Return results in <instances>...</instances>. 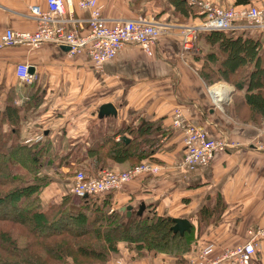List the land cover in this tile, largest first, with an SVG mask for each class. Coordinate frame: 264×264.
I'll return each mask as SVG.
<instances>
[{"label":"crops","instance_id":"obj_1","mask_svg":"<svg viewBox=\"0 0 264 264\" xmlns=\"http://www.w3.org/2000/svg\"><path fill=\"white\" fill-rule=\"evenodd\" d=\"M78 1L63 0L67 28L86 35L89 12L81 10ZM97 1L110 23L140 17L166 26L175 22L167 0ZM32 6L45 9L46 0H0V37L8 29L34 31L37 22L30 11ZM180 32L168 30L152 57L129 45L101 69L94 68L85 56L71 58L50 45L0 51V116L6 114L9 104L24 106V144H39L44 140L43 133L50 134V140L44 143L50 141L57 150L55 155L66 156L70 166L75 167L92 162L95 156L87 155L88 150L104 146L107 139L140 145L148 151L147 156L150 153L148 159H136L134 165L130 160H108L105 169L88 175L95 176L102 170L121 173L142 163L157 165L161 168L158 174L141 175L111 194L113 210L127 206L139 210L144 204L143 214L148 216L153 213L157 217L190 221V232L183 236L177 233L192 238L188 252H145L139 258L123 249L121 257L110 264H190L208 247L218 257L247 242L250 229L264 228V152L254 148L262 139L264 122L261 126L239 123L227 110L220 112L214 108L209 85L200 71L207 63L215 64L205 56L183 54ZM204 39L201 36L199 41L205 45ZM215 53L224 60L222 52ZM20 64L34 68L33 84L26 85L17 78ZM212 90L216 93L217 89ZM104 104H112L117 115L99 118ZM176 109L193 125L205 129L211 138H227L239 146L217 154L204 169H182L183 133L173 127L172 119ZM61 172L65 175L63 180L70 179L69 167H62ZM47 174L52 175L50 171ZM61 181L45 189V202L68 191L70 184H62L61 188ZM252 264H264V242Z\"/></svg>","mask_w":264,"mask_h":264},{"label":"trees","instance_id":"obj_2","mask_svg":"<svg viewBox=\"0 0 264 264\" xmlns=\"http://www.w3.org/2000/svg\"><path fill=\"white\" fill-rule=\"evenodd\" d=\"M167 1L173 21L190 24L199 21L186 0ZM213 1L233 8L261 3V0ZM204 36L206 45L217 47L224 60L217 53L207 55L215 65L203 66L200 71L203 80L207 85L227 82L233 88L228 114L239 123L261 126L264 122L262 34L239 31ZM24 114V106L9 104L6 114L0 116V264H110L121 257L123 249L139 258L145 252L166 255L189 251L192 238L174 233V223L169 218L153 213L139 215V210H132L128 218L126 212L113 210L114 192L99 196L104 197L102 202L93 197L80 199L69 191L59 202H45L42 199L45 189L65 178L62 167L70 168L68 177L78 170L88 175L99 168L105 169L108 160H130L134 165V160L148 159L150 153L147 156L148 151L140 145H125L122 140L115 142L110 138L104 146L88 150L87 155L95 158L87 166H70L66 156L55 155L57 150L50 141L44 143L50 134L43 133L44 140L39 144L23 143L22 131L27 122ZM50 154L53 156L45 161ZM49 171L52 175L47 174ZM204 212L199 214L201 218Z\"/></svg>","mask_w":264,"mask_h":264},{"label":"built area","instance_id":"obj_3","mask_svg":"<svg viewBox=\"0 0 264 264\" xmlns=\"http://www.w3.org/2000/svg\"><path fill=\"white\" fill-rule=\"evenodd\" d=\"M192 7L199 21L182 28L180 32L182 53L197 54V43L201 36L214 32H257L262 34L264 46V0L252 7L233 8L213 0H186ZM81 10H87V34L68 30V20L63 0H46V8L30 7L32 17L37 22L34 31L6 30L0 37V51L8 48L28 47L39 49L44 45L67 48L69 57L85 56L94 68L101 69L105 63L113 60L126 46H136L152 57L155 47L171 26H166L150 18L136 20H116L110 23L103 17L102 7L97 0H79ZM82 25V24H80ZM17 78L26 85L34 83L35 74L30 73V66L20 64L16 69ZM219 84H223L222 82ZM218 84L214 85L217 86ZM208 88L214 108L223 111L227 95L219 96ZM173 127L183 133L184 160L180 167L196 171L211 165L217 154L225 153L239 145L227 138L214 139L205 129L193 125L180 109L172 115ZM255 150L264 152V124L262 139L255 144ZM161 168L152 163H142L124 172L102 170L95 176H88L82 171L75 174L70 193L81 198L106 195L119 190L125 184L144 174H158ZM264 242V228L250 229L248 240L242 245L224 251L220 256H213V248L203 250L190 264H252Z\"/></svg>","mask_w":264,"mask_h":264},{"label":"rangeland","instance_id":"obj_4","mask_svg":"<svg viewBox=\"0 0 264 264\" xmlns=\"http://www.w3.org/2000/svg\"><path fill=\"white\" fill-rule=\"evenodd\" d=\"M189 24L190 23H187V22H174V24L171 25V28L172 29H175V30H178V31H181L182 28L187 27V25H189ZM203 45L204 44H201L200 41L197 43V51H199V53L193 55L194 57H196V56H197L196 58H202L203 56L207 57V55L212 54V52H214V53L217 52V49H218L217 47H215V46L209 47L206 44L204 46ZM218 51H219V49H218ZM219 83L220 82L214 83V85L218 84L217 86H214L213 84H211V85L208 86V88H211V87L214 86L213 89H219L221 87L223 90H225V92L227 93V97L228 98H227V102L223 105V111H226L228 109V106L231 103V99L233 97V88H232V86H230L229 84H227V82H225V83L223 82L222 85L219 84ZM78 171H81V170H78ZM69 178L70 179L62 180V182L58 184L59 187L63 188L65 183H69L70 184V187H69L68 191H70L71 184H72V180H71V177H69ZM62 184H63V187H62ZM49 198H50L49 201L53 200V201L59 202V200H60V197H58V196L56 198H52V197H49ZM93 198L95 200H99L100 202H102L103 199H104V197H99V196H94Z\"/></svg>","mask_w":264,"mask_h":264},{"label":"water","instance_id":"obj_5","mask_svg":"<svg viewBox=\"0 0 264 264\" xmlns=\"http://www.w3.org/2000/svg\"><path fill=\"white\" fill-rule=\"evenodd\" d=\"M63 52H67L68 49L67 48H63L62 49ZM30 73L31 74H34V68L33 67H30ZM116 116L117 115V111L116 109L114 108V106L112 104H104L103 106H101L100 108V112H99V118H105V116ZM122 213L123 212H126L128 218L131 217L132 215V207L131 206H127V207H124L121 209ZM145 211V205L142 204L140 206V209H139V215H142ZM170 219V218H169ZM173 221L174 223V226H172V231L174 233H179L181 236H183L185 233H188L191 231V223L189 220L187 219H170Z\"/></svg>","mask_w":264,"mask_h":264},{"label":"bare ground","instance_id":"obj_6","mask_svg":"<svg viewBox=\"0 0 264 264\" xmlns=\"http://www.w3.org/2000/svg\"><path fill=\"white\" fill-rule=\"evenodd\" d=\"M216 94L219 95V96H221V97L227 95V93L225 92V90H223L221 87L216 90Z\"/></svg>","mask_w":264,"mask_h":264}]
</instances>
